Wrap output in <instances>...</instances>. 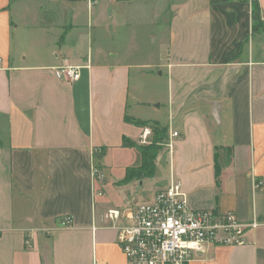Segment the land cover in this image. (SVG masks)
I'll return each instance as SVG.
<instances>
[{
	"label": "crops",
	"instance_id": "obj_1",
	"mask_svg": "<svg viewBox=\"0 0 264 264\" xmlns=\"http://www.w3.org/2000/svg\"><path fill=\"white\" fill-rule=\"evenodd\" d=\"M181 1L167 60L141 64L109 43L131 0H0V264H128L116 229L125 222L113 225L108 211L138 206L150 177L141 204L175 180L194 210L264 223V0ZM67 65L83 68L79 81L64 78ZM133 70H161L166 97L143 98L138 81L132 94ZM137 122L167 137L154 174L126 179L142 165ZM220 147L233 157L218 173ZM117 154L141 163L109 186L102 157ZM245 239L187 264H264V228Z\"/></svg>",
	"mask_w": 264,
	"mask_h": 264
},
{
	"label": "built area",
	"instance_id": "obj_2",
	"mask_svg": "<svg viewBox=\"0 0 264 264\" xmlns=\"http://www.w3.org/2000/svg\"><path fill=\"white\" fill-rule=\"evenodd\" d=\"M88 1L95 4L99 0ZM82 69L67 65L61 68V73L67 81L77 82L81 79ZM179 137V132H173L166 144L171 155ZM153 139V127L143 126L140 143L149 145ZM94 175L99 180L105 177L97 167H94ZM108 218L115 223L125 222L124 226L116 229L118 244L128 264H187L209 245H245L247 231L264 228V223L257 220L244 224L232 212L222 214L190 208L181 184L175 180L159 192L152 203L124 210L111 209ZM72 224L71 216H64L61 220L63 228Z\"/></svg>",
	"mask_w": 264,
	"mask_h": 264
},
{
	"label": "rangeland",
	"instance_id": "obj_3",
	"mask_svg": "<svg viewBox=\"0 0 264 264\" xmlns=\"http://www.w3.org/2000/svg\"><path fill=\"white\" fill-rule=\"evenodd\" d=\"M181 3V0H131L130 4L127 3L123 6L124 24L118 27L114 41L111 40L109 43L113 42V46L122 53L131 54L132 60L135 62H141V64L165 63L168 55L167 23L175 10L181 6ZM102 36L103 34H98V44H101ZM160 72L161 70L155 71L154 75L151 74L152 76L146 79L148 77H141L137 75L136 70H133L131 93L134 94L135 85L138 81V94L143 98L150 99V97L161 96L164 99L166 91L163 85L164 80L159 76ZM132 103L130 101V104ZM156 105L151 102L147 106L153 108ZM102 160L101 164L104 166L109 186L120 180L128 167L137 166L141 163L140 156H119L118 154L102 157ZM153 179L148 178L140 187L141 191H144L140 194V204L150 201H144L142 197H146L149 191H154L155 180ZM108 194L114 198L118 197L114 189ZM112 224L120 226L118 222H112Z\"/></svg>",
	"mask_w": 264,
	"mask_h": 264
},
{
	"label": "trees",
	"instance_id": "obj_4",
	"mask_svg": "<svg viewBox=\"0 0 264 264\" xmlns=\"http://www.w3.org/2000/svg\"><path fill=\"white\" fill-rule=\"evenodd\" d=\"M141 126L150 125L154 129V139L149 145H140L142 157V165L137 168H129L126 179H131L136 175L141 177L152 176L155 172V160L157 159L158 151L161 143L167 137V129L161 128L157 122H137ZM127 144V143H126ZM129 146H137L131 142ZM216 166L218 173L222 167L228 165L233 157V149L230 147H220L216 149ZM221 183V180H218Z\"/></svg>",
	"mask_w": 264,
	"mask_h": 264
},
{
	"label": "water",
	"instance_id": "obj_5",
	"mask_svg": "<svg viewBox=\"0 0 264 264\" xmlns=\"http://www.w3.org/2000/svg\"><path fill=\"white\" fill-rule=\"evenodd\" d=\"M215 119H216L217 121H219L218 115H216V114H215Z\"/></svg>",
	"mask_w": 264,
	"mask_h": 264
}]
</instances>
